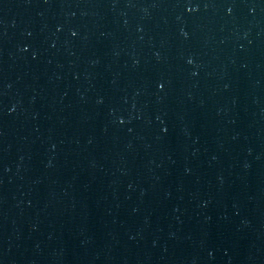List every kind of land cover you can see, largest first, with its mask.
<instances>
[{
  "label": "water",
  "instance_id": "95a60500",
  "mask_svg": "<svg viewBox=\"0 0 264 264\" xmlns=\"http://www.w3.org/2000/svg\"><path fill=\"white\" fill-rule=\"evenodd\" d=\"M0 264H264V0H0Z\"/></svg>",
  "mask_w": 264,
  "mask_h": 264
}]
</instances>
